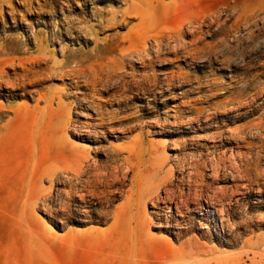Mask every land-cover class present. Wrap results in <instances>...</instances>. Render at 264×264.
I'll use <instances>...</instances> for the list:
<instances>
[{
	"label": "rangeland",
	"instance_id": "1",
	"mask_svg": "<svg viewBox=\"0 0 264 264\" xmlns=\"http://www.w3.org/2000/svg\"><path fill=\"white\" fill-rule=\"evenodd\" d=\"M255 240L264 0H0V264H250Z\"/></svg>",
	"mask_w": 264,
	"mask_h": 264
},
{
	"label": "bare ground",
	"instance_id": "2",
	"mask_svg": "<svg viewBox=\"0 0 264 264\" xmlns=\"http://www.w3.org/2000/svg\"><path fill=\"white\" fill-rule=\"evenodd\" d=\"M249 19V16L247 17V18H245L244 20H248ZM24 70H26V69H24ZM30 70V69H29ZM24 75V74H23ZM24 77V76H23ZM243 104V103H242ZM243 133V132H242ZM253 132H251V134H252ZM255 133H258V132H256V130H255ZM255 133H253V135L255 134ZM245 134V133H244ZM246 135H248V134H246ZM252 135V136H253ZM239 136V135H238ZM241 136H242V134H241ZM243 140V139H242ZM237 153V152H236ZM238 153H239V151H238ZM241 154V153H240ZM222 155V154H221ZM248 155V154H247ZM73 159H74V161L76 162V163H74L73 164V166L75 165V164H77V165H79V161H81L82 159H81V156H74L73 157ZM231 161V160H230ZM213 166V165H212ZM77 167V166H76ZM91 179V178H90ZM173 195V194H172ZM166 197V196H165ZM177 197V196H176ZM179 197V196H178ZM169 198V197H168ZM182 199H183V197H181ZM178 199V198H177ZM175 201V200H174ZM180 201V200H179ZM175 205V204H174ZM181 206H183V205H181ZM221 206V205H220ZM179 210V209H178ZM221 212V211H220ZM221 213H223V212H221ZM220 213V214H221ZM179 214V213H178ZM143 215H145V214H143ZM222 215V214H221ZM143 218V217H142ZM222 218H223V216H222ZM176 221V220H175ZM220 221H222V219H220ZM177 222V221H176ZM177 224V223H176ZM138 225H139V223H138ZM143 225H144V222H143ZM143 225H140L141 227L143 226ZM250 245L252 246V247H256V248H259L260 246H263L264 245V240H255V241H253V242H250ZM264 247V246H263ZM197 250V249H196ZM259 250V249H258ZM210 251V250H209ZM246 251H247V249H246ZM256 251L257 250H255V252H253V255H252V257H249V259H250V264H264L263 262H264V253L263 254H259V258H256L257 257V253H256ZM260 251V250H259ZM263 252V251H262ZM208 253V252H207ZM212 253H214V252H212ZM114 260H115V258H113V259H109L108 261L111 263V262H114ZM122 262H123V264H135V261H134V258H133V256H131L130 254H127V255H125L123 258H122ZM241 263H243V261H242V257L241 256H239V255H233V254H224V255H219V256H217V259H216V264H241Z\"/></svg>",
	"mask_w": 264,
	"mask_h": 264
}]
</instances>
